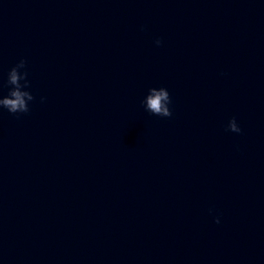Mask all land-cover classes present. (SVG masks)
Masks as SVG:
<instances>
[{
  "label": "water",
  "instance_id": "95a60500",
  "mask_svg": "<svg viewBox=\"0 0 264 264\" xmlns=\"http://www.w3.org/2000/svg\"><path fill=\"white\" fill-rule=\"evenodd\" d=\"M21 59L0 264H264V0H0V95Z\"/></svg>",
  "mask_w": 264,
  "mask_h": 264
},
{
  "label": "clouds",
  "instance_id": "9594fccd",
  "mask_svg": "<svg viewBox=\"0 0 264 264\" xmlns=\"http://www.w3.org/2000/svg\"><path fill=\"white\" fill-rule=\"evenodd\" d=\"M162 40L157 38L155 44L160 46ZM27 61L21 59L15 66L9 69L7 73L6 87H8L7 95H0V109H6L11 114H26L30 111V102L35 98L30 88L28 80ZM43 97L41 101H43ZM146 111L155 116L171 117L172 111L169 105L172 103L170 94L166 88H150L148 94L141 101ZM228 131L240 133L241 128L238 126L236 118L233 117L227 124ZM216 223H220L219 217L215 219Z\"/></svg>",
  "mask_w": 264,
  "mask_h": 264
}]
</instances>
